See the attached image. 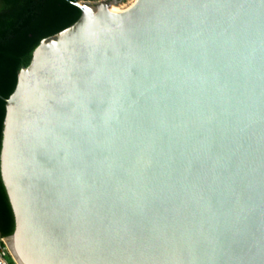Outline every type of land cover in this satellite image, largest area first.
I'll list each match as a JSON object with an SVG mask.
<instances>
[{
	"label": "water",
	"instance_id": "obj_1",
	"mask_svg": "<svg viewBox=\"0 0 264 264\" xmlns=\"http://www.w3.org/2000/svg\"><path fill=\"white\" fill-rule=\"evenodd\" d=\"M74 1L5 100L14 264H264V0Z\"/></svg>",
	"mask_w": 264,
	"mask_h": 264
},
{
	"label": "trees",
	"instance_id": "obj_2",
	"mask_svg": "<svg viewBox=\"0 0 264 264\" xmlns=\"http://www.w3.org/2000/svg\"><path fill=\"white\" fill-rule=\"evenodd\" d=\"M99 0H0V151L5 100L14 92L19 71L39 43L72 26L81 13L72 2ZM14 216L0 175V238L14 232ZM11 264H14L11 261Z\"/></svg>",
	"mask_w": 264,
	"mask_h": 264
},
{
	"label": "built area",
	"instance_id": "obj_3",
	"mask_svg": "<svg viewBox=\"0 0 264 264\" xmlns=\"http://www.w3.org/2000/svg\"><path fill=\"white\" fill-rule=\"evenodd\" d=\"M3 239L4 238H0V264H11L8 260L10 258V254Z\"/></svg>",
	"mask_w": 264,
	"mask_h": 264
},
{
	"label": "rangeland",
	"instance_id": "obj_4",
	"mask_svg": "<svg viewBox=\"0 0 264 264\" xmlns=\"http://www.w3.org/2000/svg\"><path fill=\"white\" fill-rule=\"evenodd\" d=\"M134 1H135V0H133L132 2H130L129 4H127V5H125V6L120 7L119 9H120V10H124V9L128 8L129 6H131V5L133 4ZM8 260H9L10 262L12 261L10 258H9Z\"/></svg>",
	"mask_w": 264,
	"mask_h": 264
},
{
	"label": "bare ground",
	"instance_id": "obj_5",
	"mask_svg": "<svg viewBox=\"0 0 264 264\" xmlns=\"http://www.w3.org/2000/svg\"><path fill=\"white\" fill-rule=\"evenodd\" d=\"M120 10V9H119Z\"/></svg>",
	"mask_w": 264,
	"mask_h": 264
}]
</instances>
